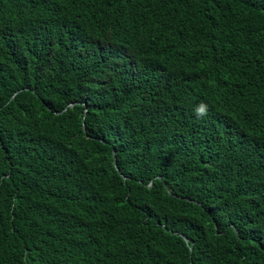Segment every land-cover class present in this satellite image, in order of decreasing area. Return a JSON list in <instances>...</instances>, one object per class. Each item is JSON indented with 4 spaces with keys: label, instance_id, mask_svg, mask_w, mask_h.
Segmentation results:
<instances>
[{
    "label": "trees",
    "instance_id": "16d2710c",
    "mask_svg": "<svg viewBox=\"0 0 264 264\" xmlns=\"http://www.w3.org/2000/svg\"><path fill=\"white\" fill-rule=\"evenodd\" d=\"M0 264H264V0H0Z\"/></svg>",
    "mask_w": 264,
    "mask_h": 264
},
{
    "label": "clouds",
    "instance_id": "9594fccd",
    "mask_svg": "<svg viewBox=\"0 0 264 264\" xmlns=\"http://www.w3.org/2000/svg\"><path fill=\"white\" fill-rule=\"evenodd\" d=\"M204 114V109L203 108H200L199 110H198V115H203Z\"/></svg>",
    "mask_w": 264,
    "mask_h": 264
}]
</instances>
